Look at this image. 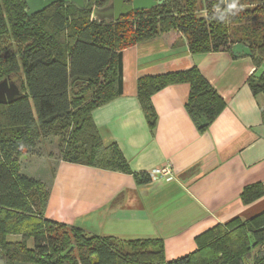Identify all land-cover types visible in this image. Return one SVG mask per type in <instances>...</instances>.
<instances>
[{
    "label": "trees",
    "instance_id": "1",
    "mask_svg": "<svg viewBox=\"0 0 264 264\" xmlns=\"http://www.w3.org/2000/svg\"><path fill=\"white\" fill-rule=\"evenodd\" d=\"M112 2L86 0L79 7L54 0L29 17L25 0H0V82L11 79L22 91L19 100L0 104L1 258L7 264H264V212L210 229L196 238L195 252L171 262L162 240L90 237L46 218L50 188L21 168L22 157L34 155L42 139L60 138L63 161L130 174L141 185L151 182L149 174L132 171L116 144L104 143L92 116L122 95L125 49L179 32L193 54L243 44L257 66L264 59V0H165L117 22L92 18L94 8ZM179 83L190 85L186 108L193 121L200 127L206 120L201 132L225 109L196 67L141 78L138 99L152 132L158 122L152 96ZM250 85L255 94L264 93V75ZM263 195L258 184L247 187L242 200L249 204Z\"/></svg>",
    "mask_w": 264,
    "mask_h": 264
},
{
    "label": "crops",
    "instance_id": "2",
    "mask_svg": "<svg viewBox=\"0 0 264 264\" xmlns=\"http://www.w3.org/2000/svg\"><path fill=\"white\" fill-rule=\"evenodd\" d=\"M197 68L226 103L201 132L186 105L190 85L165 87L152 96L158 122L151 131L138 99L141 78ZM264 75L251 56L230 51L193 54L179 32L159 35L123 51L122 95L92 113L106 145L116 144L137 174L170 168L171 176L138 184L133 175L59 159L48 177L47 219L77 227L90 237L162 240L166 261L197 250L196 238L234 219L264 212V195L245 204L247 187H264V93L250 79ZM43 143H40L38 149ZM27 155L34 161L41 157ZM44 158V157H43ZM49 163L53 157H47ZM30 244V243H29ZM32 245V242L30 246Z\"/></svg>",
    "mask_w": 264,
    "mask_h": 264
},
{
    "label": "water",
    "instance_id": "3",
    "mask_svg": "<svg viewBox=\"0 0 264 264\" xmlns=\"http://www.w3.org/2000/svg\"><path fill=\"white\" fill-rule=\"evenodd\" d=\"M51 1L54 0H46L44 3V7L48 5ZM58 1V0H57ZM65 3H74L79 7L85 6V0H62ZM114 7L108 6L103 9L94 8L93 11V18H99L101 20L112 18L110 17L112 14L114 15V21H119L123 16L127 15L128 13H131L135 10H152L155 7L162 4L165 0L157 1V0H135L132 4H126L125 0H114ZM27 4L29 6V10L27 11L28 16H32L33 14H36L39 10V7L36 3L27 1ZM43 7V9H44ZM110 16H108V13ZM233 53L238 55H247L251 56L252 52L250 48L243 44H236L233 46ZM22 96V91L20 90V87L17 83L13 82L11 79H5L0 82V104H12L13 102L19 100ZM207 125L206 120L203 118L200 124V128L205 127ZM73 249V246L63 254L65 256L70 250ZM0 264H7L2 258H1V248H0ZM16 264H26V263H16Z\"/></svg>",
    "mask_w": 264,
    "mask_h": 264
},
{
    "label": "rangeland",
    "instance_id": "4",
    "mask_svg": "<svg viewBox=\"0 0 264 264\" xmlns=\"http://www.w3.org/2000/svg\"><path fill=\"white\" fill-rule=\"evenodd\" d=\"M40 143H43V144L40 146L39 149L38 148L36 149L34 157L39 156L41 158L35 159L34 161H32V160H29L28 159L29 157H27V155H26V157H24V159L22 161L23 165H24L23 171L25 174L30 175V172H32V170H35L36 172H39V174L36 175L38 177H39V175H40V177H42V175H45V177H48V175H49V177L46 181L49 185L51 183V179H52L54 172H55L56 161H58L59 159L62 158L61 148H64V146H63L60 138H58V137L45 138V139H42ZM50 156H52L53 159L49 163V165H48L49 167H47V164L45 163V161L47 159H45V158L50 157ZM47 183H46V185H47ZM9 239L10 240H21V238L19 236H14V235H9ZM126 250H129V249H126Z\"/></svg>",
    "mask_w": 264,
    "mask_h": 264
},
{
    "label": "flooded vegetation",
    "instance_id": "5",
    "mask_svg": "<svg viewBox=\"0 0 264 264\" xmlns=\"http://www.w3.org/2000/svg\"><path fill=\"white\" fill-rule=\"evenodd\" d=\"M25 1H26V3H27L28 0H25ZM29 1L34 2V3H36V4L38 5V7H39L38 12H39V11H41V10L43 9V7H44V3H45L46 0H29ZM56 1H57V0H56ZM58 1H62V0H58ZM63 2H64V1H63ZM85 2H86V0H85ZM114 2H115V1L113 0V2H112L111 4H109L108 6H111V5H112V6L114 7ZM125 3H126V4H129V3L126 2V0H125ZM108 6H107V7H108ZM28 10H29V6H28V4H27V10H26V13H27ZM38 12H37V13H38ZM107 14H108V16H110L109 12H108ZM33 15H34V14H33ZM114 15H115V14H112L110 17L114 18ZM29 17H30V16H29ZM92 17H93V15H92ZM112 18H107V19H104V20H106V21H114V19H112ZM93 19H96V18H93ZM12 81H13V80H12ZM13 82H15V81H13ZM15 83H16V82H15Z\"/></svg>",
    "mask_w": 264,
    "mask_h": 264
},
{
    "label": "built area",
    "instance_id": "6",
    "mask_svg": "<svg viewBox=\"0 0 264 264\" xmlns=\"http://www.w3.org/2000/svg\"><path fill=\"white\" fill-rule=\"evenodd\" d=\"M150 176L152 179L155 178H166L171 176V170L170 168H163L159 170H154L152 173H150Z\"/></svg>",
    "mask_w": 264,
    "mask_h": 264
},
{
    "label": "clouds",
    "instance_id": "7",
    "mask_svg": "<svg viewBox=\"0 0 264 264\" xmlns=\"http://www.w3.org/2000/svg\"><path fill=\"white\" fill-rule=\"evenodd\" d=\"M237 11H239V9H237ZM221 19H223V17H221Z\"/></svg>",
    "mask_w": 264,
    "mask_h": 264
}]
</instances>
